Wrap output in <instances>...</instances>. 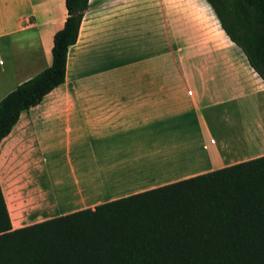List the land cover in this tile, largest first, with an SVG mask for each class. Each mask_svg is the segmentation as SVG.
<instances>
[{"label": "crops", "instance_id": "crops-1", "mask_svg": "<svg viewBox=\"0 0 264 264\" xmlns=\"http://www.w3.org/2000/svg\"><path fill=\"white\" fill-rule=\"evenodd\" d=\"M66 16L0 0V100L50 66ZM216 20L206 0H88L64 81L0 141L27 175L19 220L2 191L12 228L264 155V81Z\"/></svg>", "mask_w": 264, "mask_h": 264}, {"label": "trees", "instance_id": "trees-1", "mask_svg": "<svg viewBox=\"0 0 264 264\" xmlns=\"http://www.w3.org/2000/svg\"><path fill=\"white\" fill-rule=\"evenodd\" d=\"M264 81V0H206ZM88 0H65L50 66L0 100V141L64 81ZM0 264H264V155L18 228L0 186Z\"/></svg>", "mask_w": 264, "mask_h": 264}, {"label": "rangeland", "instance_id": "rangeland-1", "mask_svg": "<svg viewBox=\"0 0 264 264\" xmlns=\"http://www.w3.org/2000/svg\"><path fill=\"white\" fill-rule=\"evenodd\" d=\"M217 23H218V21H217ZM13 163H15L19 167H22V165H23V162H21L20 160H15ZM4 165H8V167L2 166L0 168V182H1V186H2V191L5 195L6 202L10 208V216L15 221V220H19L21 218V216H19L17 214V211L13 210L12 206L10 205L11 200H12V195L15 194V191L17 188L21 189L19 186L23 185L26 182L25 177L27 175L25 174L24 171H20L16 168H12V167H14V165H9V164H4ZM16 224L17 223H15V225Z\"/></svg>", "mask_w": 264, "mask_h": 264}, {"label": "built area", "instance_id": "built-area-1", "mask_svg": "<svg viewBox=\"0 0 264 264\" xmlns=\"http://www.w3.org/2000/svg\"><path fill=\"white\" fill-rule=\"evenodd\" d=\"M24 22L28 23V22H29V18H28V17L25 18V19H24Z\"/></svg>", "mask_w": 264, "mask_h": 264}, {"label": "bare ground", "instance_id": "bare-ground-1", "mask_svg": "<svg viewBox=\"0 0 264 264\" xmlns=\"http://www.w3.org/2000/svg\"><path fill=\"white\" fill-rule=\"evenodd\" d=\"M241 126V125H240Z\"/></svg>", "mask_w": 264, "mask_h": 264}]
</instances>
